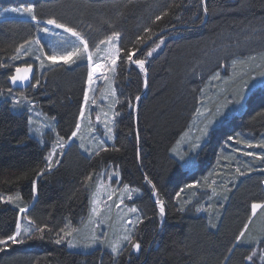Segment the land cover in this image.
<instances>
[{
  "label": "trees",
  "instance_id": "trees-1",
  "mask_svg": "<svg viewBox=\"0 0 264 264\" xmlns=\"http://www.w3.org/2000/svg\"><path fill=\"white\" fill-rule=\"evenodd\" d=\"M15 5L34 6L40 22L55 19L74 28L91 51L119 32L120 104L112 143L88 152L73 140L46 170L50 144L58 137L68 141L76 129L87 58L74 56L75 63H53L41 72L34 66L33 87L26 94L50 128L33 135L28 105L12 97L22 91L12 89L8 78L16 65L29 63L15 64L13 57L21 45L30 46L26 41L35 38L37 22L0 21V239L15 232L20 208L27 209L25 227L31 220L33 228H44L43 239L34 232L32 239L0 251V264H264L257 254L246 259L257 247L264 251V220L256 228L251 209L264 203V147H256L264 143V0H204V5L202 0H0V11ZM164 29L169 30L134 57L144 60L149 47L166 39L146 66V91L135 112L144 75L127 65L126 54ZM230 70L240 71L242 79L229 85L228 94L222 83ZM254 76L263 80L251 90ZM233 91H241L238 101ZM231 100L242 102V108L227 116ZM199 109L209 110L206 122L225 118L200 146L191 142L188 150L178 148ZM108 166L117 170L121 184L139 190L125 203L128 210L137 209L128 213L133 223L125 226L132 243L140 244L138 251L120 239L121 248L113 253L107 246L120 233L109 222L107 246L87 252L69 246L74 230L85 223L96 178ZM157 199L164 202L163 216ZM241 231L245 242L237 244ZM60 237L63 241L55 243Z\"/></svg>",
  "mask_w": 264,
  "mask_h": 264
},
{
  "label": "rangeland",
  "instance_id": "rangeland-1",
  "mask_svg": "<svg viewBox=\"0 0 264 264\" xmlns=\"http://www.w3.org/2000/svg\"><path fill=\"white\" fill-rule=\"evenodd\" d=\"M24 7L27 6L15 5L11 8L3 9L2 11H0V16H2L0 21L3 19L14 18V19H23V20H30L32 22H36L31 20V18L28 15H21L19 13L10 11V9L13 8H24ZM40 23L42 24V27L39 28L47 27L49 28V32L44 33L42 31H39L38 29L35 38L32 40L33 43L29 44L30 46L24 47L22 51L16 52V57L18 58H16L15 60L16 62L15 64L27 61L29 63L27 64L24 63L23 65H33V66L36 65V67H38L39 72H41L45 66L53 64L52 61L45 59L43 56H41V49L43 50V53H45L46 55H55L56 63H62L63 62L62 57L65 56L66 52H71L73 50L74 42H76V38L72 37L70 33L64 32L63 29L55 28L53 25H47L44 24L43 22ZM37 38H39L40 41L39 44H36L34 42ZM161 41H163V43H161ZM165 41L166 39H160L157 43L153 44L144 52V60L146 61L145 66H147L150 63L152 57L156 56L162 50ZM115 44L118 47V41H116ZM157 45H159L158 48H156ZM106 48L107 45H100V51H96V48L93 51L89 49V51L93 54L92 67L96 71L94 72L93 75V83L89 85L88 73L91 69L89 68V63L87 60L88 67H87V80H86L85 92L88 93L89 99L87 103H85V100L83 98L81 110L83 109L84 116L82 118L80 115L77 122L80 124V129L76 137H73L68 141H65L63 149H60L59 147L56 148V152L52 156V160L50 162L52 165L51 168L54 166V164H56V162L60 160L62 152L68 148V146L72 143L73 140H75V142L78 145L80 142V149L86 150L88 152H95L98 148L101 147V144L102 147H104L107 144L112 143L114 139L115 123L117 116H114L113 113L117 112L118 105L120 104V100L116 95L117 94L116 76H117V70L119 67L120 58L117 60L115 66V72L111 71L112 65L110 61L105 58L109 54L105 52ZM153 48H156V51L153 52L151 56H148L147 53L151 51ZM31 51L33 53H31ZM37 56H41V59H43L44 62L43 67H41V60L36 58ZM242 62L247 63V61H242ZM127 65H131V67L133 65L132 68L138 71L141 78L143 77L142 75H144V72H141L140 68L137 65L132 64L131 62L127 63ZM18 66L19 65H16L14 68ZM252 68L254 69L257 67L253 66ZM224 78L227 79L224 83H222L225 86V89H223V93L230 94L229 85H233L234 82L236 83L237 81H240V79H242V76L240 71L232 72L230 70L228 75H224ZM253 78L256 79L255 76ZM262 78L264 79V75ZM260 80L259 78L254 80V82L251 84L250 87L251 90L255 89L257 87V84H259V82H262V80L261 81ZM32 87L33 84H31L30 88ZM143 87H144V81H143ZM21 91H20L21 94L13 93L12 97L14 102L17 103L18 101L17 104H19L20 106L28 105L27 109L29 113V126L32 129L31 131L33 135L34 134L38 136L42 134L44 135L46 130L49 131L48 128H50V123L47 122L46 118L37 109L35 103H31V101H28L26 90H21ZM113 92L115 93V95L112 94ZM142 95H144V92H142ZM240 95H241V91H239V94L233 91V95L231 97L235 98V100L238 101ZM138 97L139 100L137 99L135 100V112L137 110L136 107L138 106V103L141 100L140 98L141 96L139 95ZM115 101H119V103H115ZM231 105L233 107L230 106L226 107L227 110L228 108L230 109L225 113V115L227 116L234 114L232 112L235 113L238 112L235 110H240L242 108V102L237 104L233 100H231ZM198 112L195 114L191 126L186 130L187 133L184 135V138L179 141L177 145L178 148L186 150L191 142L200 146L205 142L210 131L225 118L221 115L224 114L225 112L223 110V113L216 112L215 114L216 116L221 115L220 117H216L214 120L206 122L205 116L207 113H210L209 110H207L204 113V112H200L199 109ZM205 126H208L207 135H203ZM109 128H111V132H108ZM109 137H111V139ZM55 144L56 141L50 144L46 157H48L49 154L52 153L53 146ZM82 144L83 147H81ZM193 150H195V147L192 149L191 152H193ZM190 159L194 161V157H191ZM48 164L49 161L46 160V164H45L46 170ZM118 175L119 174L117 170L115 171L112 167L108 166L105 169H103L100 172V174L97 176L90 197L91 198L90 206H89L88 214L85 217L86 219L85 223L83 225H80L79 226L80 228L74 230L73 232L72 238L74 239L73 245H75L74 246L75 249H79L83 252H87L94 250L98 246H107L110 240L108 239L109 231L105 230L107 228L106 222L112 224L114 231L118 229L120 233L118 235V239L114 240L113 243L111 241L107 247L111 249L112 244L118 243L120 246L119 249L121 248L120 239H123V237L126 235V232L124 231V227L126 225V221H128L127 215L128 213L131 214L133 213L130 211L131 208H129V210L127 209L128 205H126L125 203L130 201V199L133 198L135 199L136 197L139 196L140 193L139 191L132 192L131 198H129L128 192L124 190V186L126 184L120 183V178ZM98 188H99V192L97 193ZM128 189L131 190L136 188H132L128 186ZM263 189H264V183H263ZM108 192H112L111 200L107 198ZM94 193H97L95 198L93 196ZM93 199L96 200L95 204L93 203ZM3 200L8 201V197H4ZM116 205H119V207H116ZM93 207H98L99 209L98 214L92 213ZM253 217L256 218L255 226L256 228H258L257 226L262 224V221L264 220V208L257 209L256 215ZM18 221L21 224V229H22L21 231H23L26 225L25 224L26 221L24 219L23 213L19 214ZM93 236L96 237L95 241H93ZM87 237L89 238V240L85 243L83 240H85V238ZM254 253L258 255L260 260L261 258L264 259V251L260 250L258 247L254 249Z\"/></svg>",
  "mask_w": 264,
  "mask_h": 264
},
{
  "label": "snow or ice",
  "instance_id": "snow-or-ice-1",
  "mask_svg": "<svg viewBox=\"0 0 264 264\" xmlns=\"http://www.w3.org/2000/svg\"><path fill=\"white\" fill-rule=\"evenodd\" d=\"M10 11L19 13L21 15H28L31 18V20L37 22V27H38L39 31H42L44 33H48L49 32V28H47V27L39 28V23L40 22H39L36 14H35L34 6H27V7H24V8H13V9H10ZM205 11H207V9H205ZM156 19L159 20V19H161V17L157 16ZM43 23L47 24V25H53L55 28H58V29H63L64 32L70 33L72 37L76 38V42H74V45H73V50L71 52H66L65 56L62 57V59H63V62L65 64L75 63V60H73L72 57L75 56L76 58L79 59L84 54H86V58H87L88 63H89V68L91 69L89 71V73H88V83H89V85H91L93 83V75H94L95 69L92 67L93 54L89 51L88 41L85 40V38L81 35L80 32H78L77 30H75L74 28H72V27H70L68 25L59 23L55 19H47ZM119 38H120V33L119 32H113L110 36L106 37L104 40H101L98 45H95L96 51H100V45H107V48L105 49V52H107L109 54L105 58L110 61L111 65H112L111 71H113V72H115V66H116L117 60L120 58L119 57V53H120L121 49L119 47H117L116 44H115V42L118 41ZM142 39L143 38H138V41H140ZM34 42L36 44H39L40 43L39 38H37ZM26 43L27 44H31V43H33V41H26ZM161 43H163V41H161ZM158 47H159V45L156 46V48H158ZM156 48H153L151 51H149L147 53V55L151 56L152 53L156 51ZM23 49H24V45H21L20 48L17 49V52H20ZM135 51H138V49L137 50H133L132 52H128L126 54V59L128 61H130L132 64L137 65L140 68L141 72H146V69H145L146 61L142 60V59H133V57L135 55ZM41 56H43L45 59H48V60L52 61V63H56V56L55 55H46L45 53H43L42 49H41ZM41 56H37L36 58L41 60V67H43L44 66V62H43V59H41ZM16 58H18V57H13V59H16ZM3 66L4 65H0V67H3ZM16 71H17V75H13V76L10 77V79H11V81L13 83L27 81L29 79L28 73L31 71V65H29L27 68L24 69V75H19V73L21 72V69L17 68ZM145 83H146V81H145ZM38 84H39V81H37V85ZM112 94L115 95L114 92ZM88 99H89L88 93L85 92V94H84L85 103H87ZM136 99L139 100V97H136ZM17 103H18V101H17ZM115 103H119V101H115ZM198 114H199V112H198ZM80 115L83 118V116H84L83 109L81 110V114ZM113 115L114 116H118L119 113L118 112H114ZM207 128H208V126H205V129L203 131V135H207ZM79 129H80V124L77 123L76 131H73L71 133V136L69 137V139H71L73 137H76L78 132H79ZM108 132H111V128L108 129ZM109 138L111 139V137H109ZM229 139H232V137H229ZM64 143H65L64 138L63 137H58V139L56 141V144L53 146L52 153H50L49 156L45 158L46 160L49 161V164L47 165V170H50V168L52 166L50 162L52 160V156L56 152V148L59 147L60 149H63ZM198 146L199 145H195V147H198ZM247 146L249 148L253 147L252 144H248ZM81 147H83V144L81 145ZM101 147H102V144H101ZM256 147H264V143L256 145ZM97 154H99V153H97ZM245 155L251 156V155H254V154L251 153V152H248V153H245ZM237 171H239V169H237ZM37 175H43V170L41 172H38ZM89 179H91V177H89ZM148 183H151V181H148ZM35 184H36V182L33 181V191L36 190L35 189ZM152 187H153V195H156L155 185H153ZM189 187H191V186H189ZM124 190L126 192H128L129 198H131V193L132 192H138L139 191L138 189L129 190L127 185L124 186ZM98 192H99V188L97 189V193ZM97 193L93 194L94 198L96 197ZM213 194H215L214 190H213ZM107 198L109 200L112 199V192H108L107 193ZM15 199H19V196H17ZM12 201H13V197H8V202H12ZM93 203L94 204L96 203L95 199H93ZM156 203L159 205L160 215L163 216L164 215V211H165L164 202L162 200H160V199H157ZM116 207H119V205H116ZM260 208H264V204L253 203L251 205L252 215L255 216L257 209H260ZM19 210H20L21 213H25L27 211L26 208H20ZM181 210H183V209H181ZM130 211L131 212H136L137 209L131 208ZM197 211H200V209L198 208ZM92 213L93 214H98L99 213L98 207H93L92 208ZM137 219L139 220V217ZM132 223L133 222L131 220L126 221V224H132ZM33 224H34V222L29 220L28 221V225L29 226L25 227L23 229V235H22L21 224H20L19 221H17L15 232L13 234H11V235H8L6 238L0 239V245L5 246V247H0V251H4L6 249V247L9 246V245L23 244L25 242L24 237H27L28 239H32L34 232L41 233V235L38 238L39 239H43L44 238L43 237L44 228H41V227L33 228L32 227ZM245 229H247V225H245ZM60 231L64 233V236H71L72 235V231H65L64 229H61ZM124 231L126 233H129V229L126 226L124 227ZM244 235H245L244 231H241L240 234L236 238L237 244H239L241 242H245V241L241 240V238ZM63 238L64 237H60V238L56 239L55 243L60 244L63 241ZM95 240H96V237L93 236V241H95ZM123 240L128 241L129 243H131L132 244V248H134L135 250L138 251L140 249V244L139 243H132V236L130 234H126L123 237ZM69 246L70 247H74L75 245H73L69 241ZM119 247L120 246H119L118 243L112 244L111 245L112 252L113 253H118L119 252ZM234 247H235V245H234ZM254 255H255V253H253V255H250V256L246 257V259H248L249 261H252Z\"/></svg>",
  "mask_w": 264,
  "mask_h": 264
},
{
  "label": "water",
  "instance_id": "water-1",
  "mask_svg": "<svg viewBox=\"0 0 264 264\" xmlns=\"http://www.w3.org/2000/svg\"><path fill=\"white\" fill-rule=\"evenodd\" d=\"M202 4L204 5V0H202ZM169 29H164L162 31H160L158 34L154 35L151 39H149L146 43L143 44V46L135 52V55L134 57L141 52V50H143L149 43H151L157 36L161 35V34H164L165 32H167ZM133 57V58H134ZM29 65H22V66H19V67H16L15 70H14V73L13 75H17V68L21 69V72L19 73V75H24V69L27 68ZM145 69H146V66H145ZM34 71H35V67L33 65H31V71L28 73V76H29V79L27 81H23V82H17V83H13L10 79V77L8 78V82H9V85L12 89H17V90H25L26 88H28L31 83H32V80H33V76H34ZM12 75V76H13ZM147 79V69H146V72H144V90L143 92L145 93L146 91V81ZM141 97L143 96L142 94L140 95ZM140 97V98H141ZM136 116L137 114L135 113L134 114V119H135V122H136ZM152 197L154 199V195H153V191H152ZM156 202V201H155ZM157 204V203H156ZM158 205V204H157Z\"/></svg>",
  "mask_w": 264,
  "mask_h": 264
},
{
  "label": "bare ground",
  "instance_id": "bare-ground-1",
  "mask_svg": "<svg viewBox=\"0 0 264 264\" xmlns=\"http://www.w3.org/2000/svg\"><path fill=\"white\" fill-rule=\"evenodd\" d=\"M96 71V70H95Z\"/></svg>",
  "mask_w": 264,
  "mask_h": 264
}]
</instances>
